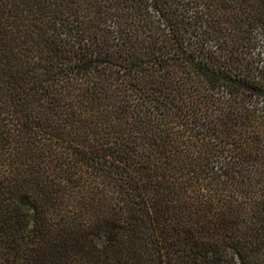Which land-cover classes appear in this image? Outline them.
I'll list each match as a JSON object with an SVG mask.
<instances>
[{
	"label": "trees",
	"instance_id": "16d2710c",
	"mask_svg": "<svg viewBox=\"0 0 264 264\" xmlns=\"http://www.w3.org/2000/svg\"><path fill=\"white\" fill-rule=\"evenodd\" d=\"M0 264H264V0H0Z\"/></svg>",
	"mask_w": 264,
	"mask_h": 264
}]
</instances>
